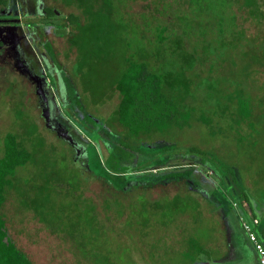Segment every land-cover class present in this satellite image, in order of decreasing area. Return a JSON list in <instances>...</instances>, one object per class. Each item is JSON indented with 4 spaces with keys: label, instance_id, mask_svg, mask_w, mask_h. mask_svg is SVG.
<instances>
[{
    "label": "rangeland",
    "instance_id": "374dc122",
    "mask_svg": "<svg viewBox=\"0 0 264 264\" xmlns=\"http://www.w3.org/2000/svg\"><path fill=\"white\" fill-rule=\"evenodd\" d=\"M43 1L58 11L55 19L69 12H77L74 7H66L58 0ZM183 1L130 0L127 6L128 16L142 26L146 20H150L151 24L160 21L168 27L175 24L177 19L174 29L169 28V35L177 31L184 34L191 40L192 46L185 50H195L199 57L198 74V64L189 72L191 87L184 111L189 112L190 117L184 127H173L163 135L152 134L135 140L128 137L121 126L112 124L110 114L119 101L116 92L97 105L83 99L84 111L101 121L104 129L100 130L98 141V134L87 137L83 131V134L80 133L81 127L95 128L88 118H83V112L73 103L74 90L81 97L84 96L78 78H74V90L64 80V76L73 75L72 65L76 56L75 48L67 43L66 28L47 24L42 30H37L40 37L33 30L32 36L39 37L37 44L30 47L28 43L27 47L48 72L40 56L43 53L54 75L55 81L51 82L53 90L48 96L51 102L56 103L55 107L52 105V111L56 114L52 117L60 118L70 135L83 143L84 150L80 148L77 152L74 148L72 151L68 143L45 125L40 100L32 82L9 67L6 60H0V155L5 133L14 131L22 134L26 124H34V134H38L33 142L41 143L42 153L36 156V168L34 164V167L21 169L20 179L31 175L34 169L41 173L39 179L47 169L61 173L65 179L70 176L72 181L62 180L58 187L70 192V182L74 187L79 186V191L72 193L73 199L75 195L78 199L81 196L90 199L96 205L99 220L93 226L77 225L79 229H84L87 239L80 248L67 232L53 231L39 222L32 210L22 207L15 193L9 192L2 209L8 235L33 264H97L91 257L94 253L102 257L108 255L112 258V264H257V251L243 229L239 214L251 223L250 218L254 217V213L258 222L252 224L253 227L260 223L259 220L264 221V0H256L259 20L250 15V8H238L243 0L239 5L235 0L218 1L226 20L221 23L222 28L219 23L213 28L189 22L196 13H180L181 9H188ZM233 14H236L235 24L228 20ZM29 16L30 19L38 18L36 15ZM220 31L221 36L227 31L230 34L221 37L220 42L212 40L217 50L204 52L203 43L212 45L208 38H214ZM204 34L207 40H204ZM147 35L150 37L151 33ZM45 40L52 43L56 60L54 67L51 66L53 60L41 44ZM229 96H232L233 102L228 100ZM242 98L252 110L248 124L239 122L233 115L235 103ZM67 108L72 111L71 115L66 112ZM200 116L209 123L206 124ZM112 135L118 136L113 138ZM114 139L118 142V151L124 146L127 151H135L136 162L141 159L136 146L139 141L148 144L160 142V146H167L158 150L159 158L162 154H166L164 157L167 158L166 166L159 173L178 171L180 179H163L149 186L123 187L122 190L91 176L89 172L99 170V160L102 166L109 167L107 146ZM121 139L133 145H125ZM190 147H194V150ZM155 171L152 170L156 174L158 171ZM190 179L193 183L188 182ZM79 192L81 196L77 194ZM175 194H191L198 203L195 208L185 204L178 212L167 208L162 210L163 213L154 212L158 215H153L155 218L148 220L150 222L146 226L141 222L147 219L146 214L129 216L128 212L138 202V195L149 201L160 200L162 205H166ZM114 201L122 205L121 215L115 212ZM108 204L109 208L106 206ZM73 216L78 219L76 214ZM85 218L90 219V214ZM64 224L63 221L59 227ZM229 229L233 232L232 237H229ZM91 235H95L99 242L88 243ZM190 239L197 240L209 250L210 257L202 254L191 261L183 256ZM231 246L233 253L229 252Z\"/></svg>",
    "mask_w": 264,
    "mask_h": 264
},
{
    "label": "trees",
    "instance_id": "16d2710c",
    "mask_svg": "<svg viewBox=\"0 0 264 264\" xmlns=\"http://www.w3.org/2000/svg\"><path fill=\"white\" fill-rule=\"evenodd\" d=\"M128 1L130 0H58L62 5L74 7L77 10V12H69L58 19H55L58 16V11L54 7L43 8L46 12L42 17L43 24H52L61 29L66 28L67 43L76 50L72 65L73 75L64 76V80H66L67 86L74 90V78H78L84 96L81 97L80 93H75V90L70 89L74 94L73 103L83 112V118H88L93 124L92 127L95 128L92 130L91 127H87L84 130L81 127L80 133L83 131L87 137L98 134L96 141L99 140V133L100 130L104 129V125L101 121L94 119L89 112L84 111L83 99L97 105L103 103L106 98L116 92L119 101L110 114V122L121 126L128 137L135 140L152 134L163 135L173 127L182 128L190 117L189 112L184 111L186 102L189 101L187 96L191 87L189 72L194 70L196 64H198L197 74L200 68L196 51L185 50L186 47H190L191 40L184 34H179V31L169 35L168 30L169 28L174 29L173 26H176L177 19L175 24L168 27L160 21L151 24L150 20H146L143 26L135 23L128 16ZM218 1L220 3L222 0H184L183 3L188 9H181L180 13L187 11L196 13L195 17L189 19L192 24L215 27L219 23L221 26V23H225L226 20L222 8L218 7ZM215 2L216 5L214 6ZM235 2L240 4V0H235ZM242 5L240 4L238 8L248 7L250 8V15L257 20L260 19H258L259 16L256 12V0H243ZM234 15L236 14L228 19L233 24L236 23V16ZM202 21L203 23H201ZM149 24L151 25L150 28ZM39 28L33 27L32 31L37 32ZM145 28L148 30L146 31ZM147 33H151V36L149 37ZM36 34L38 35V33ZM229 34L230 32L227 31L221 36L220 31L214 38L207 40L205 34L203 38L208 42L215 39L220 42L221 37H228ZM139 37L141 41L138 42ZM41 44L51 59L56 61L52 44L46 40L42 41ZM203 44L204 52L210 50L212 53L218 49L214 41L211 43L213 46ZM212 47L214 48L212 49ZM203 61H205L204 57ZM56 67L59 68V64ZM52 78L54 79V76ZM66 92L68 93V90ZM48 100L51 116H54L56 114L52 111V105L54 104L55 107L56 103L51 102L49 98ZM228 100L233 102L232 96H229ZM235 104L233 110L235 119L248 124L252 117L251 107L243 98ZM66 112L69 115L72 114L68 108ZM199 118L205 119L201 116ZM56 119L62 124L59 117ZM205 123L208 124L209 122L205 119ZM35 131V125L28 123L25 125L22 134L13 131L5 133L3 136V151L0 155V264H33L29 256L8 235L2 209L9 192L13 191L17 200L19 199V204L28 210H32L36 219L44 223L49 229L67 232L68 236L74 239L77 247H83L86 244L85 240H87L84 229H79L77 225L90 224L93 226L95 223H99L96 205L90 199L83 198L80 192L77 194L81 198L78 199L75 195V200L73 199V195L79 186L74 187L75 185L70 182L68 184H71V187L68 188L70 192L58 187L63 182L62 180L72 181L70 176L65 179L61 173L47 169L44 176L39 179L38 175L40 176L41 173L35 172L34 169L30 172L31 175L20 179L21 169L29 166L34 167V164L36 168V156L42 153L41 143L33 142L34 139H37L36 135L38 134H34ZM116 136L118 135H112L113 138ZM77 137L80 138V135ZM73 139L81 149H85L83 143L77 141L75 136ZM82 141L84 142V140ZM117 141H119L118 137ZM117 141L114 139L107 146L109 167L102 166L99 160V170L89 172L91 176H96L115 189L122 190L123 187L124 189H132L139 186H149L163 179H180L181 175L178 171L159 173L166 166L167 158L164 157L166 154H162L159 158L158 150L166 149L167 146H160V142L148 144L139 141L136 146H138L137 152H139L141 159L136 162L134 159L135 151L132 152L129 149L127 151L126 146L118 151L116 148ZM123 142L125 145H133ZM68 146L74 151L72 145L68 143ZM190 149L194 150V147H190ZM152 170L158 172L155 171L157 172L155 174ZM188 182L193 183L191 179ZM72 193L74 194L72 195ZM137 197L138 202L128 213L129 216L136 213L146 214L147 219H143L144 217L141 216L143 226L151 221L153 215H158L154 212H162L164 208L174 209L175 212H178L185 204L193 205L195 208L198 203L191 194L185 196L175 194L168 199L166 205H162L160 200L149 201L141 195ZM114 205L117 208L115 210L117 215H121L123 208L120 202L114 201ZM106 206L110 207L109 204ZM74 214L77 215L78 219H74ZM88 214H90V219L85 218V215ZM252 214L255 218V214ZM253 218H250L251 221ZM158 220L161 221L160 218ZM63 221L65 224L59 227ZM259 222L253 228L259 241L264 245V226L261 224L264 221L259 220ZM91 236L88 243L99 242L96 241L95 235ZM80 250L85 252L83 249ZM202 254L210 257L209 250L201 246L197 240L190 239L188 249L182 255L191 261H195L196 257ZM91 257L97 264H112L110 263L112 258H109L108 255L102 257V255L94 253Z\"/></svg>",
    "mask_w": 264,
    "mask_h": 264
},
{
    "label": "flooded vegetation",
    "instance_id": "af4514ba",
    "mask_svg": "<svg viewBox=\"0 0 264 264\" xmlns=\"http://www.w3.org/2000/svg\"><path fill=\"white\" fill-rule=\"evenodd\" d=\"M44 7L46 8L47 5L43 0H0V60H6L9 67L29 79L34 89L39 82L50 96L53 90L51 82L55 80L49 70V63L41 52L40 56L48 71L45 72L42 62L36 59L27 47L28 43L30 47L37 44L36 40L40 37L38 32L36 33L39 37L32 36V28L39 26L41 29L45 26L42 22V17L46 13L43 10ZM29 15H34V17L36 15L38 18L30 19ZM51 66H55L54 61Z\"/></svg>",
    "mask_w": 264,
    "mask_h": 264
},
{
    "label": "water",
    "instance_id": "95a60500",
    "mask_svg": "<svg viewBox=\"0 0 264 264\" xmlns=\"http://www.w3.org/2000/svg\"><path fill=\"white\" fill-rule=\"evenodd\" d=\"M35 93L38 95L40 100L39 102L41 105L42 117L44 118L45 125L54 130L61 139L72 145L77 150V152L80 151V147L78 146L79 144L73 139L66 128L61 123H59L57 119L51 116L48 95L43 88V85H40L39 82H37Z\"/></svg>",
    "mask_w": 264,
    "mask_h": 264
},
{
    "label": "built area",
    "instance_id": "2783aa9c",
    "mask_svg": "<svg viewBox=\"0 0 264 264\" xmlns=\"http://www.w3.org/2000/svg\"><path fill=\"white\" fill-rule=\"evenodd\" d=\"M243 229L245 230L248 239L254 244L255 250L257 251L259 264H264V245L259 241L256 232L252 224L258 222L257 219H252V222L246 221L242 216H239Z\"/></svg>",
    "mask_w": 264,
    "mask_h": 264
},
{
    "label": "crops",
    "instance_id": "0c3cea01",
    "mask_svg": "<svg viewBox=\"0 0 264 264\" xmlns=\"http://www.w3.org/2000/svg\"><path fill=\"white\" fill-rule=\"evenodd\" d=\"M263 226H264V222L263 223H261ZM228 234H229V237H232V234H233V232H232V230L231 229H229L228 230ZM233 249H232V246H231V248H230V250H229V252H232L233 253ZM234 259V258H233ZM233 259H232V261H233ZM257 264H258V261H257Z\"/></svg>",
    "mask_w": 264,
    "mask_h": 264
},
{
    "label": "clouds",
    "instance_id": "9594fccd",
    "mask_svg": "<svg viewBox=\"0 0 264 264\" xmlns=\"http://www.w3.org/2000/svg\"><path fill=\"white\" fill-rule=\"evenodd\" d=\"M243 217V216H242ZM245 219V218H244ZM253 219H255V218H253ZM258 220V219H257ZM258 263H259V261H258Z\"/></svg>",
    "mask_w": 264,
    "mask_h": 264
}]
</instances>
